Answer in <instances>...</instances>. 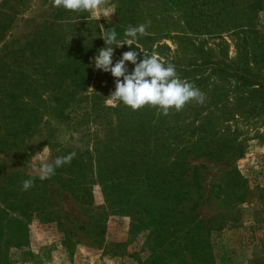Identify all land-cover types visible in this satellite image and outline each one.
Wrapping results in <instances>:
<instances>
[{"label": "trees", "instance_id": "trees-1", "mask_svg": "<svg viewBox=\"0 0 264 264\" xmlns=\"http://www.w3.org/2000/svg\"><path fill=\"white\" fill-rule=\"evenodd\" d=\"M114 1L117 7L115 19L107 24L104 32L114 29L117 38L124 41V32L129 26L147 24L149 35L140 37L131 49L127 45L114 47L113 65L122 58L124 52L130 50L140 53L138 62L143 59V55L156 53L165 64L175 65L182 80L193 83L203 93L208 82L216 80L218 84L213 88L214 96L210 104L220 108V114L211 118L202 117L199 111L193 109L195 113L188 121L181 111L171 110L169 115L164 116L148 106L132 111L122 103L106 105L105 98L115 91V78L111 73L95 69L93 61L99 51L96 47L102 44L105 48V42L71 41L68 44L70 47L60 50V43L67 45L66 38L59 31L60 24L78 20V16H83L84 12L81 14L57 7L42 25L32 29L25 37L23 46L7 54L22 53L31 70L42 79L40 84L29 73L25 75L28 80L24 84L27 96H33L38 88H49L51 96L40 101L44 109L48 107V101L53 102L55 116L51 117L55 120H73L75 127L97 123V126L110 129L105 139L93 142L91 148L68 152L76 153L71 163L57 168L55 175L45 180L53 181L77 200H84L85 197L87 206L92 208L93 184L98 185L104 195L105 192L113 195L110 203L115 202L121 193L145 194V200L143 203L138 201L137 206L145 211L148 222L156 218L152 223L159 226L165 224L163 235L165 240L171 241L169 244L159 242L153 245L149 258L139 264H215L210 238L212 231L218 230L216 226L221 224L216 219L208 221L199 218L197 201L190 204L192 196L197 195L199 190L196 181L200 167L192 166L188 158L230 164L243 155L244 145L242 142L230 145L222 143L220 139L214 138L217 129L222 128L223 124L225 127L222 129H228L227 123L236 118L249 120L264 117V28L258 27L260 19L264 20V0ZM187 9L190 16L186 23L192 29L183 28V25L180 27L176 21H168V17H172V10L184 14ZM11 23L3 29L9 28ZM171 26L180 31L170 39L177 40L180 46H187L189 56L186 59L183 57V64L178 59L177 50L170 55V47L158 43L159 38H169L170 32H173ZM227 29L232 31L230 37L236 43V56L228 62L222 55L228 44L221 36V31ZM199 30L206 34L212 31L213 36L218 37L219 43L214 45L217 53L215 49L213 51L203 44H196V37L202 32ZM160 32L163 34L159 35ZM199 61L201 64H198ZM127 67L129 73L134 69L130 63ZM228 82L233 84L235 90L231 109L224 105L229 97V90H226L224 83ZM68 89L74 90V93L84 91V95H66ZM13 98H17V95L14 94ZM10 104L11 112L4 118L9 120L8 124L21 125L22 130L11 127L10 138L0 146L1 152L17 149L19 134H23V139L31 138L39 131L36 126L41 122L40 118L37 121L33 107L24 108V115H21L17 103ZM72 113L75 117L70 115ZM195 123H201V126L190 129ZM205 125H208L206 129L211 130L194 137L197 129ZM228 173L230 184L227 202L245 200L250 194L246 181L233 168ZM155 199L160 205L154 213L151 206ZM134 214L137 215L136 212ZM138 223L131 229L145 226L141 218ZM92 226L94 229L91 230L94 231L102 225L97 222ZM159 238L163 240V236L156 235V239Z\"/></svg>", "mask_w": 264, "mask_h": 264}, {"label": "rangeland", "instance_id": "rangeland-1", "mask_svg": "<svg viewBox=\"0 0 264 264\" xmlns=\"http://www.w3.org/2000/svg\"><path fill=\"white\" fill-rule=\"evenodd\" d=\"M56 8L53 0H0V146L10 138L11 127L22 130L21 125L8 124L9 120L4 118L11 112L10 103H17L18 108H21V115H24V108L33 107L37 121L38 118L41 121L36 126L40 133L38 131L29 139H23L21 133L17 138V149L0 151V264H139L149 258L153 245L159 242L169 244L171 241L165 240L163 235L165 224L159 226L152 223L156 218L148 222L149 217L145 211L137 206L138 201L143 203L145 194L121 193L120 197L115 198V202L110 203L113 195L105 192V196L99 186L93 184V209L87 206L85 197L84 200H77L53 181L39 178L38 168L42 163H51L75 149L91 148L93 142L105 139L110 129L107 126H97V123L75 127L73 120H55L51 117L54 114L53 102L48 101V107L44 109L40 101L51 96L49 88L37 87L33 96H27L24 84L28 80L25 75L29 73L40 84L42 79L31 70L32 67L30 68L22 53L7 54L23 46L25 37L32 29L42 25ZM109 8L114 13L109 18L98 19L97 15L84 12L81 13L83 16H78V20L61 23L59 31L66 38L67 45L60 43L59 49H67L71 41L103 40L101 37L104 28L115 19L117 7L114 0H109ZM188 9L184 14L172 10V17L170 15L168 21L172 23L173 20L180 27L183 25V28L192 29L186 23L190 16ZM11 21L9 28L4 30L3 27ZM242 23L243 21L240 22L241 25ZM263 26L264 20L260 19L258 27L262 29ZM173 28L171 26L170 30L173 32H170L169 38L162 36L164 39L159 38L158 43L167 44L171 50L170 55L177 50L178 59L183 64V57L188 58L189 53L187 46H180L177 40L170 39L180 31L179 28ZM199 31L202 32L197 35L196 44H203L213 51L215 49L217 53L214 45L219 43L218 37H214L212 31L208 32L211 34ZM227 31H221V36L228 44L226 52L222 54L228 62L236 56V43L230 37L232 31ZM96 48L100 50L104 47L99 44ZM217 84L212 79L208 82L205 93L201 91L205 96L202 104L192 102L181 110L188 121L195 113L194 110L199 111L202 117L219 116L220 108L210 104L214 96L213 88ZM224 84L226 90H229V97L224 105L231 109L234 102L232 93L235 90L231 82ZM76 93L71 89L66 91V95L73 94L74 97L84 95V91ZM14 94L17 95L15 99ZM70 115L74 116L73 113ZM200 124L195 123L190 129L199 127ZM227 124L229 128L222 129L225 127L223 124L222 128L217 129L214 138L227 145L242 142L243 155L230 164L202 158L193 160L189 157L188 161H191L192 166L200 167L196 181L199 190L197 195L192 196L190 204L197 201L196 212L199 218L208 221L216 219L221 224L216 226L218 230L212 231L210 238L215 264H264V117L249 120L236 118ZM207 126L197 129L194 137L206 133L205 130H211L206 129ZM231 168L239 172L250 190L245 200H226L230 184L227 176ZM27 179L34 181V187L23 191L22 181ZM159 205L155 199L151 206L154 213ZM139 218L145 226L131 229L133 225L139 224ZM97 222L102 226L94 232L91 228L94 229L92 225ZM181 229L183 231V226ZM158 234L159 237L163 236V240L156 239ZM170 236L172 237L171 234Z\"/></svg>", "mask_w": 264, "mask_h": 264}, {"label": "clouds", "instance_id": "clouds-1", "mask_svg": "<svg viewBox=\"0 0 264 264\" xmlns=\"http://www.w3.org/2000/svg\"><path fill=\"white\" fill-rule=\"evenodd\" d=\"M55 7H62L72 12H87L101 17L109 18L112 13L109 8V0H53ZM147 24L136 27L129 26L125 32V40L117 38L114 29L107 30L102 35L106 47L98 51L93 58L94 68L105 73H111L115 78V91L106 99L108 105L122 103L130 107L132 111L140 110L146 106L158 110V114L167 116L171 110L179 112L192 102L202 104L204 94L191 82L182 80L176 72L175 65L165 62L156 53L151 56L143 55L138 62V53L130 50L122 54V58L113 65L114 47L120 48L127 45L130 49L140 37L149 35ZM134 65L129 73L127 64ZM94 90L92 88H89ZM76 153L72 152L63 157H57L53 162L42 163L39 168L41 180L51 179L56 169L70 164ZM34 187V181L27 179L22 181V190L28 191Z\"/></svg>", "mask_w": 264, "mask_h": 264}]
</instances>
